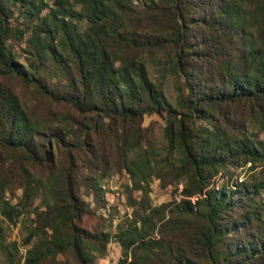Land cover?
I'll use <instances>...</instances> for the list:
<instances>
[{"label": "trees", "instance_id": "obj_1", "mask_svg": "<svg viewBox=\"0 0 264 264\" xmlns=\"http://www.w3.org/2000/svg\"><path fill=\"white\" fill-rule=\"evenodd\" d=\"M152 113L162 151L144 146ZM255 122L264 128V0H0V213L30 216L22 264L104 254L110 231L82 218L107 203L99 177L113 167L145 192L153 176L182 184L115 232L137 264H264V181L230 180L232 167L264 165Z\"/></svg>", "mask_w": 264, "mask_h": 264}, {"label": "rangeland", "instance_id": "obj_2", "mask_svg": "<svg viewBox=\"0 0 264 264\" xmlns=\"http://www.w3.org/2000/svg\"><path fill=\"white\" fill-rule=\"evenodd\" d=\"M51 3L53 0H47ZM47 9V8H46ZM45 9V10H46ZM20 45H24L20 42ZM20 45L14 44L15 56L20 61H25L21 54ZM147 69L151 77L162 79L158 76L156 66L153 62L147 61ZM163 89L166 96L174 102L177 91L175 88L174 78L172 75H167L163 80ZM17 84V83H16ZM19 87V85H17ZM22 91V90H20ZM22 96L26 94L22 92ZM164 119L155 113L146 115L143 124L148 126V141L144 142V146L152 144L157 150L162 151L164 144L163 125ZM248 132L257 138L264 141V128L260 124L252 123ZM231 181L246 180L251 182L264 181V165L257 164L252 166L250 162L244 165L232 167ZM223 179H227V174L223 177L218 175L214 179V184L219 186ZM99 182L105 190L106 204L100 207L94 214L84 215L82 223L92 231L109 230L110 240L107 242L106 250L103 255L95 256L94 264H137L135 259H139L138 252H124L123 247L115 235V232L120 227H125L132 220L133 210L137 214L142 213L149 205H157L173 198L180 197L179 190L182 187L181 183L162 185L159 178L152 177L149 180V188L147 192L139 186L133 187L134 183L128 172L124 169L113 167L107 169ZM16 196L12 198V202L18 199L21 194V189L16 188ZM9 195V194H8ZM92 204H95L92 195H84ZM257 199L264 206V187L260 188V193ZM41 204L40 198L36 197L33 206ZM264 216V214H263ZM30 222V216L27 212L21 213L16 217L15 221L8 220L0 213V264H22L24 261V253L27 244H24V237L27 232V227ZM139 223V222H138ZM172 239V236H168ZM175 239V238H174ZM16 241L18 251L13 247V242ZM59 264H75L73 257L70 254H59Z\"/></svg>", "mask_w": 264, "mask_h": 264}]
</instances>
